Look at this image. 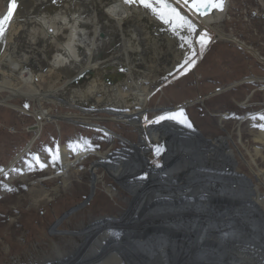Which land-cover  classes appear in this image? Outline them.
I'll return each instance as SVG.
<instances>
[{
	"label": "rangeland",
	"instance_id": "obj_1",
	"mask_svg": "<svg viewBox=\"0 0 264 264\" xmlns=\"http://www.w3.org/2000/svg\"><path fill=\"white\" fill-rule=\"evenodd\" d=\"M6 2L7 0H0V12L5 9ZM263 9L264 0H229L224 21L217 26L214 25L218 31L230 33L249 48L233 40L211 38L212 41L200 53V56L195 58L194 66L186 73L176 76L172 81L157 87L156 90H153L149 82L143 81L144 86H148L150 91L153 90L147 105L149 118L156 114L173 111L175 106L178 109L186 106L183 109L186 111L189 121L198 129L183 130L178 127L177 123L167 120L152 123L150 127L152 136L160 141L161 147L169 153L179 171L193 180L202 181L206 173L199 162L198 151L202 146L215 144L223 153L224 164L221 172L226 178L219 180L220 182L209 181L204 185L215 190L224 199H227V195L228 202L234 206L238 214L248 224L237 235H231L237 236L236 238L225 239V243L230 248L234 247L233 242H247V239L242 236H251V240L258 243L254 242L258 249L259 243L264 242V207L262 208L250 196L251 192L256 191L258 187L264 194V173H261L264 168V148L260 141L258 142V137L256 138L259 129L250 131L248 127H245L247 121H243L245 126L241 127L239 122L236 124L235 121L225 120L227 121L225 122L222 120L231 114L229 111L237 113L239 116L256 113L264 102V59L261 60L264 58V18L261 16L264 12ZM55 11L58 12V10ZM148 13L144 9L139 14L145 18L144 21L154 32L164 35V39L160 40V45L165 46L167 51L169 49L166 52L168 58L166 61L169 66H177L199 49V45L195 43L198 38L196 33L188 35L182 32L186 40L181 39L167 30L169 26L162 25V22L156 21ZM24 29L14 28L13 38L7 40L11 42L8 43L10 44L9 48L12 43L16 42L14 45L17 49H21L23 52L27 51L25 58L19 60V57L14 54L4 56L3 51H0L2 56L0 67L3 65L6 67V71H0V100L12 96L10 101L27 111L23 112L0 102V170L8 166L14 160V156L25 149L28 141L34 135V131L30 127L37 123L35 117L28 113L37 106L29 97L25 96V94L34 93V85L22 84L23 80L21 79L18 81V77L34 75V65L41 63L34 55V43L30 35L22 36ZM5 40L4 44H7L5 43L7 40ZM188 41H192V43H188ZM253 50L258 52L260 58ZM7 68L10 70L9 72ZM46 69L49 68L42 66L41 72L49 74L50 69L49 72H46ZM154 78L156 76L150 80H154ZM249 79L261 80L251 84L242 83L243 80ZM53 81L41 80L37 81V84L44 91H46L47 83H52L47 89L62 88L63 80L54 79ZM239 81L242 84L239 85ZM155 82L153 83L155 84ZM258 84L260 86H257ZM230 85L231 87H229ZM254 87L257 89L260 87L263 91L254 92L248 101L250 106L240 109L237 103L242 102L246 98V94H249V91ZM223 88L225 89L221 91ZM252 101L260 102L254 104ZM25 104L28 107H25ZM41 107L56 117L80 116L86 117L90 121L83 118L77 119V122H69L61 118L56 121H45L42 118L43 127L33 146L27 152L25 151L26 153L13 166L15 170L12 167L0 176V264H84L85 262V264H90L87 262H90V256H93L92 252L97 244L96 236H101V251L111 253L105 251L104 248V244L108 243L106 239L108 236L105 234L110 228L106 229L107 232L104 228L100 230L99 227H96L97 222L104 220L107 227L124 224L129 220L132 210L131 202L127 198L129 194H126L128 193L126 190L117 189L118 193L114 195L115 198L105 191L104 185L99 182L102 177L100 173L103 163L98 157H95L93 162L91 158H85L83 167L80 166L81 169L71 170L69 175L62 176L63 178L57 176L50 180L48 178L38 180L53 171L51 161H49L52 155L58 152L60 157H63L64 160L67 159L68 151L63 152L60 149L61 145L71 143L76 139H85L94 143L95 148L100 145L102 150L113 151L125 147L118 138L112 141L104 133L84 126L86 123L95 121V123L104 124L135 142L137 147L142 150L143 163L151 172V174H147L149 176L147 180H144L146 177H141L136 185L134 184L136 178L134 168L120 167L118 172H113L114 169L109 168L104 176L105 179L102 177L107 182L105 187L108 186L111 189L112 186L109 184L111 179H115L118 185L116 174L125 173L127 185L123 179L120 180V184L128 187L134 194L140 195L139 190H135L140 186V182L144 183L146 187L170 186L172 191L175 189L174 185L176 186L178 183L177 177L170 170L166 171L163 167L157 170L152 165V161L155 160L152 154L155 150L143 142L138 129L118 120L120 114L103 110L95 111L92 106L88 108L83 105L75 107L57 105L48 100L42 101ZM134 109L136 108L131 107L130 110ZM242 117L240 116V118ZM78 122L79 124H76ZM248 123H250L249 120ZM64 147L67 149L68 146ZM259 149H261V153ZM72 156L69 157L70 160ZM33 157L35 159L38 157L41 161L36 164L31 161L29 166H26L25 173L17 175V172L19 173ZM123 157L132 158L129 146L124 151ZM40 163L45 166L41 168ZM156 164H160V161ZM64 166L62 162L61 168ZM70 168L71 165L68 171ZM154 179H158L157 182ZM227 180L237 181L244 192L237 190L235 194L237 196L231 195L224 187ZM112 189L114 190L115 187L113 186ZM112 192L114 193V191ZM175 194L178 195L177 192ZM193 195L198 198L199 194L197 193L196 197V192L193 191ZM125 198L130 202L129 204L125 203ZM138 200L140 199L138 198ZM140 205H144L141 200L138 203V206ZM197 205L199 206L198 201ZM145 209L149 208L145 206ZM137 212L139 213V211H134V213ZM201 213L205 218L203 220L201 216L204 221L201 223L203 228L201 231L205 242L207 231L209 235L210 231H215L213 229L222 226H219L215 217H212L214 213L210 208H205ZM222 228H224L222 234L228 236L235 230V228L231 230ZM196 230L198 232V228ZM95 233L97 234L94 236ZM198 234L200 233L198 232ZM91 241L93 243H90ZM196 244L198 242L192 244L193 250H196ZM233 250L235 251L236 247ZM111 254L116 255L113 252ZM211 256L214 258V255L210 253ZM98 258L94 260L96 262L93 264L102 263L97 262L103 260ZM53 260L58 261L51 262ZM114 263L118 264L117 261L112 262V264ZM216 264H222V262L218 261Z\"/></svg>",
	"mask_w": 264,
	"mask_h": 264
},
{
	"label": "bare ground",
	"instance_id": "obj_2",
	"mask_svg": "<svg viewBox=\"0 0 264 264\" xmlns=\"http://www.w3.org/2000/svg\"><path fill=\"white\" fill-rule=\"evenodd\" d=\"M16 4L17 7L14 15L11 21L6 24V34L0 37V51H3L4 56L6 54L9 56L14 54L19 57V60L25 58L27 51L23 52L21 49H17L14 45L16 42L12 43L9 48L10 44L8 43L11 42L7 39L13 38L12 36L15 34L14 28H25L22 36L25 34L30 35L34 43V55L41 63L34 65V75L31 74L22 78L18 77V81L21 79L23 80L22 84L34 85V93H28L25 96L29 97L37 106L32 111H28V113L35 117L37 123L30 127L34 131V135L28 141L25 149L19 152L17 156L15 155L14 160L8 166L0 170V176L15 166L22 156L33 146L43 127L41 123L42 118L45 121H56L58 118L69 122H77V119L80 118L90 121L88 118L80 116L72 118L70 116L56 117L50 115L47 109L41 107V103L44 100L57 105H71L74 107L83 105L88 108L92 106L95 111L103 110L105 112L120 114L121 119L118 117V120L131 124L138 129L144 143L150 145L153 149L157 145L161 146L160 141L152 136L150 129L153 123L151 121L161 114H156L152 118H149L147 116L148 101L153 90L172 81L176 76H180L183 70L178 69L177 66L173 67L167 64L166 60L168 58L166 52L169 49L167 51L165 46L160 45V40L164 39V35L156 33V31L154 32L144 21L145 18L140 16L139 13L141 10H144L143 7L135 4L131 6L126 5L123 3V0H55V2L54 0H16ZM228 7L229 0H224L222 12L214 10L203 17L193 13L191 14V18L198 25V32L207 30L212 39L233 40L249 48L244 42L230 33H223L214 28V25L217 26L224 21ZM55 10H58V12ZM4 11L5 9L0 12V16L3 15ZM156 21L158 20L156 19ZM4 39L7 40L5 43L8 45L4 44ZM195 53L197 55L194 59L200 56L201 52L197 49ZM254 53L259 56L258 52L254 51ZM191 56L192 54L189 57ZM263 59L261 58V60ZM1 60L2 56L0 55ZM184 61L179 64H183ZM42 66H46L51 72L49 74L41 72ZM49 69H46V72H49ZM2 70L6 71L4 65L0 67V71ZM7 71L9 72L10 70L7 68ZM155 76L154 80H150ZM54 79L63 80L62 88L55 90L47 89L52 84L47 83L48 85L45 87L46 91H44L37 84V81L47 80L48 82H52ZM259 80H243L242 83L251 84ZM143 81L149 82L153 90L150 91L148 86H144ZM154 81H156L155 84L153 83ZM242 83L239 81V85ZM257 86L260 85L258 84ZM223 90L221 89V91ZM15 91L18 92V90ZM257 91H263V89H260V87L259 89L257 87L252 88L249 94L245 96L247 99L245 98L242 102L237 103L239 108L244 109V107L250 106V102L248 101L253 93ZM11 98L12 96H8L0 100V102L6 106L27 112L23 108L14 105L10 101ZM258 102L260 101L254 102V104ZM131 107H135L136 109L130 110ZM184 107L186 108V106ZM173 109V111L178 110L177 106ZM263 110L264 102L256 113L240 115L244 119L243 117L240 118L237 113L229 111L231 114L225 116L222 120L235 121L236 124L239 122L241 127L245 126V122L243 121H247L245 127H248L250 131H258L259 129V134L256 138L258 137V142L260 141L264 148V128L259 126L264 125V119H261L264 116ZM185 114L188 117L186 111ZM247 119L250 123H248ZM76 124H79V122ZM177 125L183 130H198L194 126L187 128L180 124ZM84 126L104 133L112 141L118 138L125 147L114 149L113 151L118 150V152L113 153L109 150H102L100 145L98 148H95L93 146L95 144L91 141L76 139L71 143L61 145L60 149L63 152L68 151L67 159L64 160L60 156L55 161L52 158L49 159L53 171L38 180L47 178L50 180L52 177L57 176L65 177L69 175L71 170L81 169L80 166L83 167V161L87 157L91 158L92 162L95 160V157L100 158L103 163L100 174H102L103 178L109 168H113V172H118L120 167H132L135 169L134 175L136 176L134 184L137 185L141 177H145L148 173L151 174L150 170L143 163L142 150L134 145L131 139L104 124L95 123V121L86 123ZM64 146H68L67 149ZM128 146L132 152L131 159L123 157V153ZM161 153L168 152L163 150ZM70 156H72L71 160ZM197 156L206 173L202 181L193 180V178L185 176L179 171L172 157H168L170 161L167 166L169 167H166L165 164L162 167L166 171H172L177 177L176 181L178 183L176 186L174 185L175 189L172 191V187L170 186L165 187L161 185V187L154 185L146 187L144 183L140 182V186L135 189L139 190L140 195H138L134 194L128 187L120 184V176L125 175V173L116 174L119 187L115 179H111L112 181L109 182L110 186L115 187L114 190L112 187L111 189L108 186L105 187L107 182L104 180L105 178L102 179L101 177L99 182L104 185L103 188L111 197L115 198L114 195L118 193L117 189L128 192L126 194H129L127 198L130 199L132 210L129 220L124 224L107 227V223L104 220L97 222L96 227H99L100 230L104 228L107 232L108 230L106 229L110 228L107 233L105 232V236H108L106 238L108 243L104 245V248L105 251L113 252L116 255L101 251V236L98 235L95 240L97 244L95 248L93 247V256H90V262L87 263L93 264L96 262L94 260L99 257L98 259H103L102 261H97L102 262L101 264H112L113 261H117L118 264H216L218 261H221L222 264H264V242L259 243V249L255 244L257 242L251 240V236H242V238L247 239V242H233V248H230L225 243V239L228 237L236 238L237 236L231 235H237L248 224L238 214L234 206L228 202L229 197L227 195V199H224L215 190L204 185L209 181L220 182L219 180L226 178L221 172L224 164L223 153L215 144H208L202 146ZM80 159L82 160L79 161ZM133 159L135 160L134 162ZM31 161L34 164L39 163L34 157L31 158L21 171L17 170L19 171L17 175L25 173L26 166H29ZM62 162L65 165L63 168H61ZM70 165L71 168L68 171ZM261 173H264V168L261 170ZM157 180L154 179L155 182ZM224 187L233 196H237L235 195L237 190L242 193L244 192L243 188L235 180H227ZM193 191L196 192V197L197 193L199 194L198 198L194 197ZM176 192L178 195L175 194ZM174 196L177 197L178 203H176L177 201L174 199L176 197ZM250 196L262 208L264 207V194L260 192V187L256 191H252ZM154 197H157V199L160 197L168 198L173 203L155 202ZM127 198H125V203L129 204L130 202L127 201ZM138 198L144 205L138 206V203H140ZM197 201L199 202V206L197 205ZM145 206L149 209H145ZM205 208L213 210L214 215L212 217L216 218L219 226L230 230L235 228L234 232L229 233L228 236L222 234L224 228H215L213 229L215 231H210L209 235L207 231V240L204 242L201 223L204 222L205 218L203 217L204 212L203 214L201 212ZM134 211H139L140 214L138 212L134 213ZM197 228L201 235L198 234ZM115 229L121 230L123 234L116 235L118 232ZM115 236L126 237L116 239ZM195 242H198V244H196V250H193L192 244ZM90 243L93 242L91 241ZM235 247L236 250L234 251ZM210 253L214 255V258L210 257ZM55 261L58 260L51 262Z\"/></svg>",
	"mask_w": 264,
	"mask_h": 264
},
{
	"label": "snow or ice",
	"instance_id": "obj_3",
	"mask_svg": "<svg viewBox=\"0 0 264 264\" xmlns=\"http://www.w3.org/2000/svg\"><path fill=\"white\" fill-rule=\"evenodd\" d=\"M123 3L130 6L135 4L143 7L155 19L162 22L163 25L169 26L168 31L174 36H179L181 39H186L182 35V32L197 33L198 38L195 43L199 45L200 52H203L205 47L210 43L211 37L207 30L198 32V25L191 18V14L194 13L197 16L203 17L214 10L222 12L224 9V0H123ZM16 7V0H8L7 12L3 16H0V37L6 34V22L11 21ZM188 43H192V41H188ZM196 55L197 53L193 52L191 57H186L183 64L177 65L178 69L183 70L181 74L186 73L194 66L196 62L194 57ZM25 107H28V105L25 104ZM261 119H264V116ZM165 120L175 122L187 128L193 127L183 108L161 114L151 122L160 123ZM259 126L264 128V125ZM161 151H163L161 146H155L156 155H160ZM52 159H59L58 152L52 155ZM36 160L39 162L38 157H36ZM44 166V164H40L41 168Z\"/></svg>",
	"mask_w": 264,
	"mask_h": 264
},
{
	"label": "water",
	"instance_id": "obj_4",
	"mask_svg": "<svg viewBox=\"0 0 264 264\" xmlns=\"http://www.w3.org/2000/svg\"><path fill=\"white\" fill-rule=\"evenodd\" d=\"M7 4H8V1H7ZM6 12H7V5H6V8H5V11H4V13H3V15L4 14H6ZM2 15V16H3ZM262 17L264 18V13L262 14ZM8 22H6V24H7ZM165 152V151H164ZM168 157H169V155H168V153H161V156H160V159H161V167L163 166V164H165V166L166 167H169V166H167L168 165V163H169V161H170V159H168ZM152 165L154 166V167H157L156 169L157 170H159V167L160 166H155L153 163H152ZM170 165V164H169ZM147 177H149V176H147L146 175V178L144 179V180H147ZM143 180V181H144ZM157 197H159V196H157ZM157 197H155L154 199V201L156 202H169V203H173L172 201H170L168 198H163V197H160L159 199H157ZM118 233L116 234V235H121V234H123L122 232H121V230H118V229H115ZM124 237H126V236H115V238L116 239H118V238H124ZM107 242H108V240H107ZM105 245V244H104ZM127 256V255H126ZM128 263V262H127Z\"/></svg>",
	"mask_w": 264,
	"mask_h": 264
},
{
	"label": "crops",
	"instance_id": "obj_5",
	"mask_svg": "<svg viewBox=\"0 0 264 264\" xmlns=\"http://www.w3.org/2000/svg\"><path fill=\"white\" fill-rule=\"evenodd\" d=\"M223 89H225V88H223ZM133 144L136 145L134 142H133ZM112 152L113 153H116V152H118V150H115V151H112ZM120 178L121 179H119V180H122L123 179L125 181V183H126L125 185H127V176L126 175H123V176H120Z\"/></svg>",
	"mask_w": 264,
	"mask_h": 264
},
{
	"label": "flooded vegetation",
	"instance_id": "obj_6",
	"mask_svg": "<svg viewBox=\"0 0 264 264\" xmlns=\"http://www.w3.org/2000/svg\"><path fill=\"white\" fill-rule=\"evenodd\" d=\"M148 195H150V194H148ZM151 196V195H150ZM174 197H176V196H174ZM155 198V197H154ZM164 198V197H163ZM175 199V201H177V197L176 198H174ZM176 203H178V201L176 202Z\"/></svg>",
	"mask_w": 264,
	"mask_h": 264
}]
</instances>
